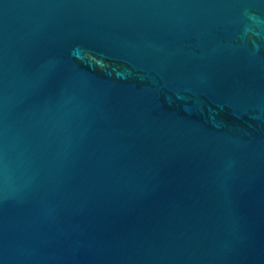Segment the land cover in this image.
<instances>
[{"label": "water", "instance_id": "obj_1", "mask_svg": "<svg viewBox=\"0 0 264 264\" xmlns=\"http://www.w3.org/2000/svg\"><path fill=\"white\" fill-rule=\"evenodd\" d=\"M0 264H264V0H0Z\"/></svg>", "mask_w": 264, "mask_h": 264}]
</instances>
